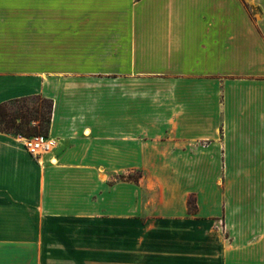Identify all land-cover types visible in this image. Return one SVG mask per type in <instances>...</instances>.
I'll use <instances>...</instances> for the list:
<instances>
[{
	"label": "crops",
	"instance_id": "1",
	"mask_svg": "<svg viewBox=\"0 0 264 264\" xmlns=\"http://www.w3.org/2000/svg\"><path fill=\"white\" fill-rule=\"evenodd\" d=\"M261 78L264 0H0V104L56 140L0 131V246L35 216L40 264H264Z\"/></svg>",
	"mask_w": 264,
	"mask_h": 264
},
{
	"label": "rangeland",
	"instance_id": "2",
	"mask_svg": "<svg viewBox=\"0 0 264 264\" xmlns=\"http://www.w3.org/2000/svg\"><path fill=\"white\" fill-rule=\"evenodd\" d=\"M125 31L127 30L123 29V35L127 36ZM139 63L141 64V62ZM50 111V102L42 96H34L29 99L17 101L14 100L7 103L2 108V115L0 116V129L9 130L7 133L18 136L19 134H13L14 131L18 130L17 127L9 126L7 124L8 121H10L9 123L11 124L12 120L17 117V125L21 124L19 122H21L22 119L21 126L24 127L23 129H20L23 130V134L20 135L22 137H28L27 134L29 131L34 132V126H40L41 124V118H37L36 115L38 116L39 113H42V115L49 116ZM27 118H31V121L28 123H26ZM31 126H33V128L27 130V128ZM42 131L43 130L38 131L37 134H45ZM46 135L48 134L46 133ZM139 173L140 172H138L137 175ZM13 219L14 217L11 216V225L13 224ZM64 223L65 222L41 220L39 225L44 233H51L53 231L61 232L62 227L60 225ZM12 229H16V226L11 227V234L12 232L16 233V231ZM34 230H37V217L25 216V226L22 229L25 236L20 238L17 236H10V238H8L9 246H0V264H40V259H43V253L37 252V237L33 238ZM40 243L42 244L44 242L41 241Z\"/></svg>",
	"mask_w": 264,
	"mask_h": 264
},
{
	"label": "built area",
	"instance_id": "3",
	"mask_svg": "<svg viewBox=\"0 0 264 264\" xmlns=\"http://www.w3.org/2000/svg\"><path fill=\"white\" fill-rule=\"evenodd\" d=\"M18 137L23 141L25 148L35 158H40L53 150L56 146V140L46 134H36L28 137Z\"/></svg>",
	"mask_w": 264,
	"mask_h": 264
},
{
	"label": "trees",
	"instance_id": "4",
	"mask_svg": "<svg viewBox=\"0 0 264 264\" xmlns=\"http://www.w3.org/2000/svg\"><path fill=\"white\" fill-rule=\"evenodd\" d=\"M24 99H29V98H24ZM17 100H22V99H17ZM16 100V101H17ZM46 100H48L49 102H50V107H51V111H50V114H49V116H45V115H42V113H39V115L37 116L36 115V117L38 118V117H40L41 118V124H40V126H34V128H33V126H31V127H28L27 128V130H30V129H34V132L33 131H29V133L27 134V136H32V135H34V134H37V132L38 131H41V130H43L42 132H44L45 134L46 133H48V130H49V127H50V123H51V113H52V107H53V101L52 100H50V99H47L46 98ZM12 102V101H11ZM7 103H3V104H0V116L2 115V113H1V111H2V108L6 105ZM29 121H31V118H27L26 119V123H28ZM10 121H8L7 122V124L9 125V126H16L17 127V131H14L13 132V134H23V130H20V129H23L24 127H22L21 125H22V119H21V122H19V123H21V124H18L17 125V117H16V119H14V120H12V123L10 124L9 123ZM10 128H12V127H10ZM0 131H9V130H4V129H0Z\"/></svg>",
	"mask_w": 264,
	"mask_h": 264
}]
</instances>
